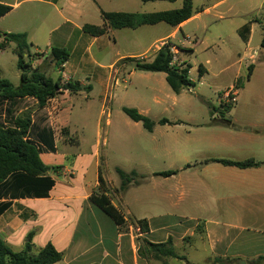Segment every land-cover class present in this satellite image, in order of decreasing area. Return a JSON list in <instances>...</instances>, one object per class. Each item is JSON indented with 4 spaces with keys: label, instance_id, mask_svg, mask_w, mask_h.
Masks as SVG:
<instances>
[{
    "label": "crops",
    "instance_id": "0c3cea01",
    "mask_svg": "<svg viewBox=\"0 0 264 264\" xmlns=\"http://www.w3.org/2000/svg\"><path fill=\"white\" fill-rule=\"evenodd\" d=\"M230 1L215 0L179 26L163 22L120 29L132 33L120 38L118 32L122 31L112 28L102 36H92L83 29L86 25L104 26L102 11L113 12L108 10V0H0V4L11 8L0 17V44L4 34H25L34 68L54 81L62 83L67 77L69 83H79L83 88L75 94L63 91L44 108H39L33 97L0 98L3 126L13 127L25 116L31 119L27 138L43 145L41 159L50 168L47 175L55 183L47 197L2 200L10 207L0 215V237L14 252H23L32 234L31 254L52 244L63 255L56 264H194L189 254L194 249L210 252L206 264H264V138L257 130L264 131V118L248 115L250 105L237 100L230 111L222 107L224 119L199 125L183 113L178 97L183 91L176 94L165 73L143 72L141 79L153 95V104L147 101V95L140 98L135 88V102L128 108L137 109L157 123L153 132L144 128L152 136L149 149L125 167L113 162L111 156L116 149L102 145L104 118L108 130L117 131L111 114L104 115V107L115 102L121 73L136 61L152 62L166 44L172 46L177 65L185 67L182 53H192L186 43L191 44V39L195 40L192 44L199 43L196 33L187 29L191 24L197 22L199 28L200 22L209 18L228 20L233 27L241 45L232 53L237 70L230 86L241 81L245 68L251 65L255 70L264 49V0ZM246 25L249 30L244 33L248 39L245 42L239 31ZM52 48L65 49L70 54L62 70L50 60L34 59L39 52ZM202 70L200 77L204 79L208 70ZM136 72L140 71L135 68L129 77L135 78ZM87 87L91 91L84 101L77 96ZM96 101L101 111L95 120L90 104ZM154 110L159 112L156 118L152 116ZM162 119L170 123L159 124ZM189 124L196 128L194 135L186 129ZM126 125L132 126L127 119ZM86 133L97 135L93 145ZM129 134L121 132L123 136ZM119 154L133 159L135 149ZM162 158L180 160L186 166L170 177L157 176L159 172L152 170L151 164ZM249 159L263 165L240 169L212 161ZM117 169L137 173L124 192H120L122 180ZM138 177L142 178L139 182ZM158 177L171 183L169 190L162 192L161 187L154 186L151 195L142 191L143 183ZM93 196H105L125 224H116L91 201ZM141 220L148 222L146 233L137 224ZM171 240L174 250L177 246L184 250L175 252L185 259H153L148 243L165 244Z\"/></svg>",
    "mask_w": 264,
    "mask_h": 264
},
{
    "label": "trees",
    "instance_id": "16d2710c",
    "mask_svg": "<svg viewBox=\"0 0 264 264\" xmlns=\"http://www.w3.org/2000/svg\"><path fill=\"white\" fill-rule=\"evenodd\" d=\"M176 2L177 0H142L144 3L149 2ZM11 10L10 7L0 4V17L4 16ZM200 11L195 10L192 0H186L182 8L157 12L151 14H133L125 12L102 11L103 27L86 25L83 29L92 36H102L109 32V29H137L144 25H155L167 23L172 26H179ZM249 30V26H244L239 32L243 41H247L244 35ZM3 42L0 49H4L8 44L16 45V55L18 57V68L21 71V84L15 87L10 81L0 80V98H25L33 97L38 101V107L44 108L48 102L59 96L63 91H70L75 94L83 90L79 83H68L63 86L60 81H54L39 68H34L27 58H33L31 45L25 34H4ZM264 48V36L261 43ZM170 44L164 45L156 54L152 62L136 61V70L140 72L165 73L169 87L176 93L180 94L184 89L193 87L190 79L191 67H177L172 65L175 54L172 52ZM70 54L65 49L52 48L51 55L48 58L56 68L62 70L63 65L69 60ZM200 76L204 72L202 67L199 68ZM248 79L251 78L254 67L248 68ZM238 88H241L238 84ZM90 92L91 87L85 88ZM232 107H226L228 111ZM123 112L134 122L142 123L148 132H153L157 123L147 116L142 115L135 108L124 107ZM170 123L167 119H162L159 124L165 125ZM31 128V119L28 116L19 118L13 127H5L0 123V215L5 212L10 203L2 202L3 199L26 198V197H47L54 187L55 183L48 172L47 167L41 159V153L45 150L43 145L29 140L28 134ZM224 165L234 166L240 169L256 168L263 163L254 159L242 162H232L228 160H212ZM122 185L120 192L126 191L137 173L126 174L117 169ZM177 174L174 171L161 172L157 176L170 177ZM91 201L108 214L118 225H124V219L120 213L110 204L105 196H93ZM131 223L136 225L134 221ZM141 232H148V222L146 220L138 221ZM201 229L199 228V231ZM32 237H27V243L23 252H14L0 237V264H56L63 259V255L56 250L52 244L46 245L38 254L32 255ZM151 255L155 260L164 258L185 259L180 257L172 247V240L165 244L148 243Z\"/></svg>",
    "mask_w": 264,
    "mask_h": 264
},
{
    "label": "rangeland",
    "instance_id": "374dc122",
    "mask_svg": "<svg viewBox=\"0 0 264 264\" xmlns=\"http://www.w3.org/2000/svg\"><path fill=\"white\" fill-rule=\"evenodd\" d=\"M185 1L186 0L144 3L142 0H108V10L133 14H150L180 9L183 7ZM192 1L195 10H201L202 7L210 5L215 0ZM124 2L127 4L124 5ZM230 3L234 4L235 0H231ZM206 20L208 21L200 22L199 28H197V22L191 24L187 28L190 32L196 33L199 43L192 44L195 42L194 39L190 40L191 44H188V42L186 43V47L191 48L192 53L183 52L182 56L186 58V64L191 67L190 78L193 81V87L184 89L183 92L178 95L180 106L184 108L183 113L195 119L199 125L204 124L205 122H210L212 119H224L220 100L223 97L227 86H230V84L233 83L237 67L234 66L235 59L232 53H234L237 46L241 45L237 35L233 34V27L230 26L228 20L225 22L212 21L209 18ZM120 31H122L118 32L120 38H123L125 35H132L130 30ZM233 38H235V41ZM15 49V44H13L11 48H7L0 52V80L6 79L13 84L19 85L21 83V71L18 68V57ZM261 51L262 54L259 58V64L252 73L251 79H248L249 70L247 67L242 71V82L240 80L238 82L242 89L238 91L239 96L237 99L240 100V102L242 101L243 103L250 105L248 115L254 119L264 118V49ZM26 60L30 62L29 58ZM201 66L208 70L204 79L200 77L199 68ZM135 68V63L128 64L127 68L121 73L119 79L122 83L119 88H116L115 94L117 96L115 102L109 104L104 111V115L106 116L111 114V119L114 125L118 126L117 131H115V129L108 130V127L105 126V118L102 124V145H107L109 148L116 149L117 151H113L111 158L115 164L125 167L131 166L134 162L133 160H137L139 155L140 157L143 156V152L146 151V149H149V145H151L149 139L152 138L142 124L137 125L131 122L122 110L123 107H128L134 104L135 88L139 89L138 96L140 98L141 95L143 97L147 95V101L153 104V95L150 91L145 89V82L141 79V76L145 74L143 72H136L135 78L129 77L130 72L135 70ZM123 80H125L126 83L123 82ZM141 85H143V87ZM89 93L90 92L85 90L84 93L79 94L77 97L84 100ZM90 108L95 116L94 119H98L101 111L100 104L97 101L95 103L92 102ZM210 112L214 114L213 117ZM152 116L154 118L158 117L159 112L154 110ZM126 119L132 126L126 125ZM194 128V125L189 124L186 129L192 130V135H194L196 133V128ZM257 130L258 132H261L259 134L264 138V131L260 129ZM107 131H109V134ZM121 132H128L130 134L128 136H123L121 135ZM86 135L88 140L91 141V145L97 141V135L95 133H86ZM104 139L107 140V143H104ZM170 144L173 148L176 147L174 143L171 142ZM129 149H135V154H133L135 158L126 159L119 154V152L128 151ZM103 156L106 157L107 153L105 152ZM151 165L152 170L159 173L168 171L176 172L180 167L184 168L186 166L185 163H182L180 160L174 162L165 158L155 161ZM136 180L139 182L142 178L138 177ZM144 185L145 188H142V191H146V194L151 195L153 194L154 186L161 187L162 192H164L165 190L170 189L171 183H166L164 178L158 177L156 181H147L142 184V186ZM175 250L179 253L184 251L178 246ZM189 254L194 264H206V260L210 257V252L202 249H194Z\"/></svg>",
    "mask_w": 264,
    "mask_h": 264
},
{
    "label": "built area",
    "instance_id": "2783aa9c",
    "mask_svg": "<svg viewBox=\"0 0 264 264\" xmlns=\"http://www.w3.org/2000/svg\"><path fill=\"white\" fill-rule=\"evenodd\" d=\"M173 52V51H172ZM51 55V50H45V51H41L39 52L34 58L35 60H38V61H46L48 60V58L50 57ZM31 64H32V60H30ZM33 64L34 61H33ZM32 64V66H33ZM172 65L174 66H177V67H180L177 65V58H176V55L174 56L173 58V61H172ZM34 67V66H33ZM65 67V65H63L62 69ZM69 83V80L68 78L64 77L63 81H62V85L65 86ZM238 91H239V88H238V84H233L232 86L228 87L226 89V91L224 92V95L223 97L221 98L220 100V105L221 107H232L234 106L236 103H237V98H238ZM107 106L104 107V111L106 109ZM141 230V229H140Z\"/></svg>",
    "mask_w": 264,
    "mask_h": 264
}]
</instances>
